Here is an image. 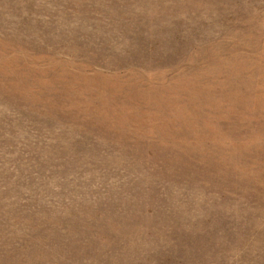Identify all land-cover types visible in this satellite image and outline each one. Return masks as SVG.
<instances>
[{
  "label": "rangeland",
  "instance_id": "1",
  "mask_svg": "<svg viewBox=\"0 0 264 264\" xmlns=\"http://www.w3.org/2000/svg\"><path fill=\"white\" fill-rule=\"evenodd\" d=\"M0 264H264V0H0Z\"/></svg>",
  "mask_w": 264,
  "mask_h": 264
}]
</instances>
